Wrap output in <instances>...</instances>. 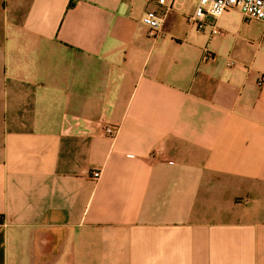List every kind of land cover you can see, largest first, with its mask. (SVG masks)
<instances>
[{
	"label": "crops",
	"instance_id": "0c3cea01",
	"mask_svg": "<svg viewBox=\"0 0 264 264\" xmlns=\"http://www.w3.org/2000/svg\"><path fill=\"white\" fill-rule=\"evenodd\" d=\"M197 2L0 0V264H264V20Z\"/></svg>",
	"mask_w": 264,
	"mask_h": 264
},
{
	"label": "built area",
	"instance_id": "2783aa9c",
	"mask_svg": "<svg viewBox=\"0 0 264 264\" xmlns=\"http://www.w3.org/2000/svg\"><path fill=\"white\" fill-rule=\"evenodd\" d=\"M162 6L161 11H149L144 17L148 28V35L156 38L162 35V26L168 13L180 7V0H158ZM240 8L247 19L264 20V0H198L193 12L187 17L190 25L200 28L204 23L210 22L212 33L219 34L220 30L216 25V18L225 13L229 8ZM209 58L205 55V59ZM103 132L111 137L118 134L119 127L105 124ZM93 177L98 179L101 170L92 171Z\"/></svg>",
	"mask_w": 264,
	"mask_h": 264
}]
</instances>
